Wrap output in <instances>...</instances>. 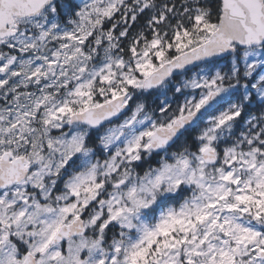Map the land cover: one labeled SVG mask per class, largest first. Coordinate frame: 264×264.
I'll return each instance as SVG.
<instances>
[{
    "label": "snow or ice",
    "instance_id": "6c2138e0",
    "mask_svg": "<svg viewBox=\"0 0 264 264\" xmlns=\"http://www.w3.org/2000/svg\"><path fill=\"white\" fill-rule=\"evenodd\" d=\"M0 264H264V0H0Z\"/></svg>",
    "mask_w": 264,
    "mask_h": 264
}]
</instances>
